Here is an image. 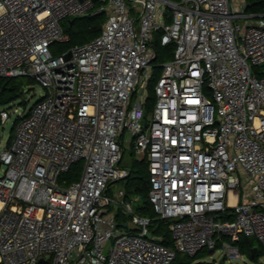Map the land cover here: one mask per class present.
I'll return each mask as SVG.
<instances>
[{"label":"built area","instance_id":"built-area-1","mask_svg":"<svg viewBox=\"0 0 264 264\" xmlns=\"http://www.w3.org/2000/svg\"><path fill=\"white\" fill-rule=\"evenodd\" d=\"M86 14L104 15L98 35L54 52L71 38L62 21ZM23 75L45 93L0 150V264H172L217 244L237 264L241 235L264 246V12L245 0H0V76ZM126 145L147 160L174 246L147 235L138 197L113 189L131 173ZM79 160V177H64Z\"/></svg>","mask_w":264,"mask_h":264},{"label":"trees","instance_id":"trees-1","mask_svg":"<svg viewBox=\"0 0 264 264\" xmlns=\"http://www.w3.org/2000/svg\"><path fill=\"white\" fill-rule=\"evenodd\" d=\"M245 2L246 10L248 12H264V0H245ZM103 22V14H86L70 18L67 21V25L65 26V29L71 35L70 41H68L67 44L70 46L75 43L85 42L94 38L100 32ZM60 46V48H65V43L60 44ZM155 46L158 52L163 51L166 48L172 49L171 45L167 47L161 46L158 40L155 41ZM165 58L166 55H159L158 53L157 59ZM156 75H158V69L156 70L154 76H152L150 81V97L147 101V110L150 109L154 102L156 94L154 86L156 81ZM15 78L16 77L0 76V104L12 101L14 98L19 96L20 92H22V87L20 83L16 81ZM13 134L14 126L7 142L11 141ZM130 153L133 154V150H131ZM125 165L129 166L131 170V173L126 177L127 197H138L135 202V208L141 214L147 215L151 218L150 230L154 237L166 245L174 246V238L172 236L169 226L171 220L168 218L160 217L157 211L155 210L154 205L149 199V190L151 183L146 158H134L128 164ZM79 174V164L76 162L67 172L63 173V176L67 177L69 180H72L78 178ZM123 218L124 217L121 216L120 213L117 215V219L120 223H122L121 220ZM238 244L242 253H246L251 259H253L254 261H258L259 264H264V262L260 261V259H262V256L264 255L263 245L258 244V250L256 251L255 255L252 256V249L254 246H256L253 237L241 235L240 239L238 240ZM219 247L220 244H217L216 249ZM206 251H208V248H203L194 255H188L177 252L172 264H209V262L203 258L207 253ZM48 261L49 260L47 259L46 261L39 262L38 264H49Z\"/></svg>","mask_w":264,"mask_h":264},{"label":"rangeland","instance_id":"rangeland-1","mask_svg":"<svg viewBox=\"0 0 264 264\" xmlns=\"http://www.w3.org/2000/svg\"><path fill=\"white\" fill-rule=\"evenodd\" d=\"M240 2L241 0H236V2ZM68 20H63L62 23L64 26L67 25ZM69 45L67 42H65V48H67ZM61 46L59 44H55L53 46L54 52H57L60 49ZM63 48V47H62ZM16 81L20 83L22 87V92L19 93V96L14 98L10 102L1 103L0 104V110L3 108L9 109L12 114L11 116L6 120V122L0 121V150L6 145L8 138L10 137V134L12 132V128L14 126V121L17 118L18 115H20L24 110L29 109L32 107V105L45 93V88L38 82L36 79L30 76H15ZM18 108L17 111H14L15 108ZM148 117H151L150 109L147 110ZM126 151L124 154V158L122 160V164H128L132 159L134 158H142L139 155L131 154V148L129 145H126ZM79 164V171L81 173L84 160H79L77 162ZM5 168V165L1 163L0 165V175L3 173V170ZM80 175V174H79ZM125 187L126 188V178H122L118 181H116L113 185L114 190H118L119 188ZM253 237V236H249ZM255 241V245L261 244L260 241L253 237ZM262 245V244H261ZM206 255L203 257L205 260L209 262V264L212 262V264H235L230 263L227 260L223 259V262L220 263L221 256H222V249L219 247L213 252H210L209 250L206 251ZM46 258L49 260L50 263V253L46 254ZM260 261L264 262V255L262 256V259ZM237 264H259L258 261H254L251 259L246 253H243L242 259L240 263Z\"/></svg>","mask_w":264,"mask_h":264},{"label":"water","instance_id":"water-1","mask_svg":"<svg viewBox=\"0 0 264 264\" xmlns=\"http://www.w3.org/2000/svg\"><path fill=\"white\" fill-rule=\"evenodd\" d=\"M66 55L69 56V55H70V52H67ZM129 226H130L131 228H138V225H136V224L133 223V222H129ZM147 235H148V236H152V232H149ZM257 250H258V246H254L253 249H252V256L255 255V253H256ZM209 251H210V252H213L214 249L211 248ZM223 259H224V258L221 257L220 263L223 262ZM39 261H40V262H44L45 259H44L43 257H41ZM210 264H212V262H211Z\"/></svg>","mask_w":264,"mask_h":264}]
</instances>
